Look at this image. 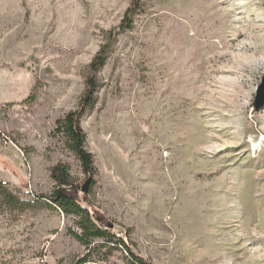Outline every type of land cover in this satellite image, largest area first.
<instances>
[{
    "label": "rangeland",
    "instance_id": "1",
    "mask_svg": "<svg viewBox=\"0 0 264 264\" xmlns=\"http://www.w3.org/2000/svg\"><path fill=\"white\" fill-rule=\"evenodd\" d=\"M130 3L0 0V144L25 162L12 195H52L61 162L88 181L56 122L78 108ZM142 4L81 121L96 168L87 198L150 264H264V0ZM42 201L0 207V264H131L121 246L88 250L76 219Z\"/></svg>",
    "mask_w": 264,
    "mask_h": 264
},
{
    "label": "trees",
    "instance_id": "2",
    "mask_svg": "<svg viewBox=\"0 0 264 264\" xmlns=\"http://www.w3.org/2000/svg\"><path fill=\"white\" fill-rule=\"evenodd\" d=\"M142 3L143 0H131V6L126 12L121 25L117 29L105 33L107 42L104 43L101 50L95 55L88 69L89 74L85 81L86 91L78 108L56 122L57 127L55 132L66 138L70 146L68 148H71L77 155L78 160L82 164L83 173L89 179H92V184L94 183L96 168L93 155L85 147L88 138L81 121H83L89 112L94 110L98 102L97 94H99L101 88L99 73L106 66L108 55L113 49L115 42H117L118 36L133 28L135 16L143 8ZM51 172L52 180L55 183V190L49 197H38L36 202L24 201L12 195L7 189V185L0 181V207L16 206L13 207V211H15V208H18V211L22 213L32 209L35 205H43L41 203L43 202L42 200H47L46 206H56L66 216H72L76 219V226L79 231L73 233V235L88 250H95L97 246L113 245V248L121 246L128 254L131 264H150L136 256L133 248H131L128 233L116 227L115 223L88 200V194H83V186H81L79 178L74 177L70 173L69 166L61 162ZM84 204H87L89 209L83 207Z\"/></svg>",
    "mask_w": 264,
    "mask_h": 264
},
{
    "label": "crops",
    "instance_id": "3",
    "mask_svg": "<svg viewBox=\"0 0 264 264\" xmlns=\"http://www.w3.org/2000/svg\"><path fill=\"white\" fill-rule=\"evenodd\" d=\"M24 153L16 146L0 144V181L17 186L20 171L24 167Z\"/></svg>",
    "mask_w": 264,
    "mask_h": 264
},
{
    "label": "water",
    "instance_id": "4",
    "mask_svg": "<svg viewBox=\"0 0 264 264\" xmlns=\"http://www.w3.org/2000/svg\"><path fill=\"white\" fill-rule=\"evenodd\" d=\"M254 110L255 112H261L264 110V74H263V79L260 84V86L257 88V93H256V98L254 100ZM92 184V179H88L86 181L85 185H83V194L87 195L90 192Z\"/></svg>",
    "mask_w": 264,
    "mask_h": 264
},
{
    "label": "bare ground",
    "instance_id": "5",
    "mask_svg": "<svg viewBox=\"0 0 264 264\" xmlns=\"http://www.w3.org/2000/svg\"><path fill=\"white\" fill-rule=\"evenodd\" d=\"M263 140V139H262ZM255 147H256V145H255Z\"/></svg>",
    "mask_w": 264,
    "mask_h": 264
}]
</instances>
